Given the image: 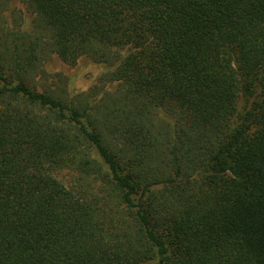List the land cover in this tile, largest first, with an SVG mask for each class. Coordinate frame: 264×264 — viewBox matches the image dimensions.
<instances>
[{
  "label": "trees",
  "instance_id": "1",
  "mask_svg": "<svg viewBox=\"0 0 264 264\" xmlns=\"http://www.w3.org/2000/svg\"><path fill=\"white\" fill-rule=\"evenodd\" d=\"M12 1L0 264H264V0ZM54 56L108 70L39 91Z\"/></svg>",
  "mask_w": 264,
  "mask_h": 264
},
{
  "label": "rangeland",
  "instance_id": "2",
  "mask_svg": "<svg viewBox=\"0 0 264 264\" xmlns=\"http://www.w3.org/2000/svg\"><path fill=\"white\" fill-rule=\"evenodd\" d=\"M12 9H16L19 12L18 23H20L21 14V23L25 27L31 25L33 16L26 10L20 0L12 1ZM9 17L11 16L9 15ZM10 21L14 24L13 17L10 18ZM107 70L106 65L95 63L88 58H82L77 64L71 66L54 56L42 66V71L36 78V85L39 91H48L56 94L57 92H63L70 98H75L89 93L91 88L98 84L100 76ZM241 102L240 106L243 107L246 101ZM54 174L67 186L76 184V176L69 169L57 170Z\"/></svg>",
  "mask_w": 264,
  "mask_h": 264
}]
</instances>
